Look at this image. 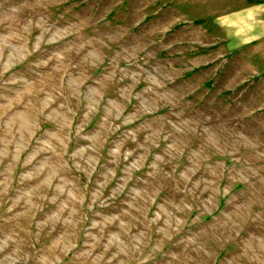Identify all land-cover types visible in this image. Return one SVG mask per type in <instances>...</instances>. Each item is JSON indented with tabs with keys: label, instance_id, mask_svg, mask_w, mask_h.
<instances>
[{
	"label": "rangeland",
	"instance_id": "1",
	"mask_svg": "<svg viewBox=\"0 0 264 264\" xmlns=\"http://www.w3.org/2000/svg\"><path fill=\"white\" fill-rule=\"evenodd\" d=\"M186 1L0 0V264H264V37Z\"/></svg>",
	"mask_w": 264,
	"mask_h": 264
},
{
	"label": "crops",
	"instance_id": "2",
	"mask_svg": "<svg viewBox=\"0 0 264 264\" xmlns=\"http://www.w3.org/2000/svg\"><path fill=\"white\" fill-rule=\"evenodd\" d=\"M183 4L231 7L228 13L233 16V25L230 27L235 29V37L239 39L236 46L264 37V0H205L200 3L188 0Z\"/></svg>",
	"mask_w": 264,
	"mask_h": 264
}]
</instances>
